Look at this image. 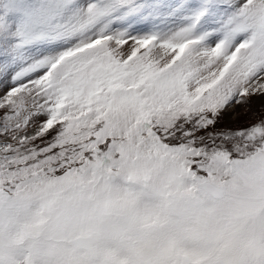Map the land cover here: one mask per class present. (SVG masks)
Listing matches in <instances>:
<instances>
[{
  "label": "snow or ice",
  "instance_id": "obj_1",
  "mask_svg": "<svg viewBox=\"0 0 264 264\" xmlns=\"http://www.w3.org/2000/svg\"><path fill=\"white\" fill-rule=\"evenodd\" d=\"M264 0H0V264H264Z\"/></svg>",
  "mask_w": 264,
  "mask_h": 264
},
{
  "label": "rangeland",
  "instance_id": "obj_2",
  "mask_svg": "<svg viewBox=\"0 0 264 264\" xmlns=\"http://www.w3.org/2000/svg\"><path fill=\"white\" fill-rule=\"evenodd\" d=\"M264 97L253 96L247 105H231L224 120L226 126L244 125L252 122L260 114Z\"/></svg>",
  "mask_w": 264,
  "mask_h": 264
}]
</instances>
